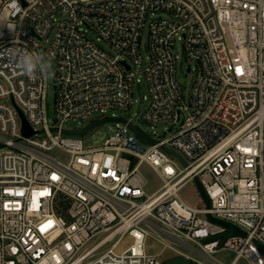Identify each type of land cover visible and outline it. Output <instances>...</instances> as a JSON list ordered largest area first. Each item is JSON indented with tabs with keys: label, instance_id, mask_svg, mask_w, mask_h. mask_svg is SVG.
I'll return each instance as SVG.
<instances>
[{
	"label": "built area",
	"instance_id": "1",
	"mask_svg": "<svg viewBox=\"0 0 264 264\" xmlns=\"http://www.w3.org/2000/svg\"><path fill=\"white\" fill-rule=\"evenodd\" d=\"M11 47L54 63V121L48 77L23 74ZM141 83L140 120L169 125L161 136L143 131L154 143L114 114L130 111ZM108 112L127 123L113 122L96 148L63 133ZM142 164L162 182L150 195ZM194 177L209 209L178 195ZM206 214L246 235L223 239L228 228ZM223 250L235 253L231 264H264V0H0V264H222Z\"/></svg>",
	"mask_w": 264,
	"mask_h": 264
},
{
	"label": "rangeland",
	"instance_id": "2",
	"mask_svg": "<svg viewBox=\"0 0 264 264\" xmlns=\"http://www.w3.org/2000/svg\"><path fill=\"white\" fill-rule=\"evenodd\" d=\"M157 16H160L161 18H167V15L164 13H159ZM92 37V35H90ZM147 29L143 31L142 39H141V55L144 60V64L140 67L142 69L145 66L146 63V45H147ZM176 52L179 56V59L177 61V72H176V78L178 80V83L181 85L184 96L186 98L189 97L191 83H192V75L188 72V65L185 61L182 46L180 42H177L176 44ZM54 63L52 62V71L53 75L51 78L48 77V90H47V113L48 118L51 121H54L55 119V108H54V81H55V74H54ZM145 97V99H144ZM148 91L146 86L141 83L139 86L135 87L134 89V99L135 103L133 107L130 109L129 112L126 113H120V112H114L118 117L123 118H129L132 120L133 123H138V127L148 133L149 135L153 136V134H157L158 136L163 135V133L169 128V125L167 124H160L155 127H151L150 125L146 124L145 122H142L140 120V116L145 112L146 108L148 107ZM112 112H108L104 117H101L99 115L93 116L85 120L82 124L77 123H69L67 127L69 129L74 128H82L88 126L93 121L102 120L106 117H111ZM177 129L179 128V124L176 125ZM176 127L174 128V132L176 131ZM116 128L115 123H104L96 128L92 129L85 135H83L81 138L84 140L85 146L88 148H96L100 146L106 138L114 134V130ZM145 146H150V143H144ZM52 156L57 157L58 159L68 162L69 155L62 152L59 149H55L53 152H51ZM138 172L142 176V178L146 182L145 192L150 195L157 191L161 185L162 182L159 179L158 175L146 164H142L138 167ZM179 197L188 202L190 205L201 208L203 206L202 198L194 184V182H187L178 192ZM214 258L216 261L222 264H231V262L235 258V253L230 250H223L214 255ZM236 264H245L243 260H239Z\"/></svg>",
	"mask_w": 264,
	"mask_h": 264
},
{
	"label": "water",
	"instance_id": "3",
	"mask_svg": "<svg viewBox=\"0 0 264 264\" xmlns=\"http://www.w3.org/2000/svg\"><path fill=\"white\" fill-rule=\"evenodd\" d=\"M119 120L123 123H127L126 120H122V119L105 118L102 120L93 121L83 129L64 130L63 133L65 135L82 136V135H85L86 133H88L89 131H91L92 129L96 128L97 126H99L101 124L113 123V122H116ZM22 122H23L22 134L25 137H29V136L33 135L34 131H32V129L30 128V126L28 125V123L26 122V120L23 117H22ZM129 128L140 138L154 143V141L151 140L150 138H148V136L142 130H140L138 127H136L134 125H129ZM163 150L165 152H167L168 154L176 157L181 162V164L183 166H185V167L188 166L187 162L175 151L168 149L166 147H163ZM194 184H195V186H196V188H197V190H198V192L202 198L203 203L206 206V209H209L210 208L209 198L206 195V193H205L201 183L199 182L198 178H196V177H194ZM206 218L213 223L220 224V225L228 228V231L222 235L223 239H226L227 237L232 236V235H241V236L246 235L243 231H241L240 229H238L234 225H232L226 221H222L220 219L214 218L210 214H206ZM165 264H187V262L181 258H175V259H172L170 261L165 262Z\"/></svg>",
	"mask_w": 264,
	"mask_h": 264
},
{
	"label": "clouds",
	"instance_id": "4",
	"mask_svg": "<svg viewBox=\"0 0 264 264\" xmlns=\"http://www.w3.org/2000/svg\"><path fill=\"white\" fill-rule=\"evenodd\" d=\"M10 30H15V26L9 27ZM19 42V38L12 41L13 44ZM7 55L16 64L23 74L29 77L47 76L52 77V62L50 58L35 51L25 48H8Z\"/></svg>",
	"mask_w": 264,
	"mask_h": 264
}]
</instances>
